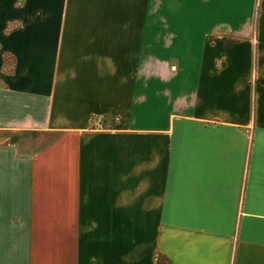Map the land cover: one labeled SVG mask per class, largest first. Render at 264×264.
I'll list each match as a JSON object with an SVG mask.
<instances>
[{
  "label": "crops",
  "instance_id": "1",
  "mask_svg": "<svg viewBox=\"0 0 264 264\" xmlns=\"http://www.w3.org/2000/svg\"><path fill=\"white\" fill-rule=\"evenodd\" d=\"M0 264H264V0H0Z\"/></svg>",
  "mask_w": 264,
  "mask_h": 264
},
{
  "label": "rangeland",
  "instance_id": "2",
  "mask_svg": "<svg viewBox=\"0 0 264 264\" xmlns=\"http://www.w3.org/2000/svg\"><path fill=\"white\" fill-rule=\"evenodd\" d=\"M157 20H160L159 16H157L155 13H147L146 15V24L148 27L147 30V37L149 40H153L155 41V36H156V32H157ZM148 53L149 54H156L159 57H166L167 55H171V54H182V46L180 45H174L171 46L170 49L168 50H161V48H158L157 50V45H152V46H148Z\"/></svg>",
  "mask_w": 264,
  "mask_h": 264
},
{
  "label": "trees",
  "instance_id": "3",
  "mask_svg": "<svg viewBox=\"0 0 264 264\" xmlns=\"http://www.w3.org/2000/svg\"><path fill=\"white\" fill-rule=\"evenodd\" d=\"M3 62H4V69L6 71L10 70V68L13 66V58L7 54L3 55Z\"/></svg>",
  "mask_w": 264,
  "mask_h": 264
}]
</instances>
